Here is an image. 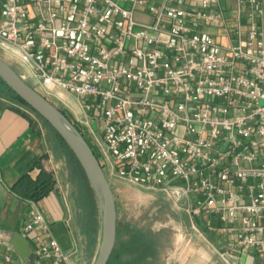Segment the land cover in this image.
<instances>
[{"label":"built area","instance_id":"2783aa9c","mask_svg":"<svg viewBox=\"0 0 264 264\" xmlns=\"http://www.w3.org/2000/svg\"><path fill=\"white\" fill-rule=\"evenodd\" d=\"M0 0V52L59 101L107 178L214 215L221 257L264 261V1ZM222 23L231 42L208 31ZM32 115V113H30ZM34 264H69L37 201ZM0 232V261L16 264Z\"/></svg>","mask_w":264,"mask_h":264},{"label":"crops","instance_id":"0c3cea01","mask_svg":"<svg viewBox=\"0 0 264 264\" xmlns=\"http://www.w3.org/2000/svg\"><path fill=\"white\" fill-rule=\"evenodd\" d=\"M223 7L227 18L248 9V5L239 6L236 0L225 1ZM208 31L223 45L231 42L222 23ZM40 119L34 114L15 110L0 99V232L11 245L16 234L25 237L23 223L29 210L25 187L35 182L44 170L52 175L55 186L38 201L39 208L63 249L73 252L69 264H91L99 239L91 250L87 249V241L79 230L73 205L68 199L67 185L57 176L58 164L62 162L63 166H68L66 157L57 152L55 139L45 121ZM184 222L190 223V227L178 238L176 250H167V264H264L254 252H235L230 263L224 261L220 252L226 240L209 228L220 225L216 216L191 217L187 214ZM25 238L30 242L29 236ZM14 255L16 264H30V258L25 260Z\"/></svg>","mask_w":264,"mask_h":264},{"label":"rangeland","instance_id":"374dc122","mask_svg":"<svg viewBox=\"0 0 264 264\" xmlns=\"http://www.w3.org/2000/svg\"><path fill=\"white\" fill-rule=\"evenodd\" d=\"M0 58L9 63L19 74H24L26 71L11 59L3 55L0 52ZM30 85H34L30 79L26 80ZM0 99L4 103L15 105L20 107L26 113H32L36 118H39L37 114L30 108L21 105L7 96L2 90H0ZM53 101L55 105L68 114V111L61 105L59 101L49 99ZM40 119V118H39ZM41 120V119H40ZM88 140V139H87ZM53 153V151L51 150ZM53 155H55L53 153ZM56 158V156H54ZM57 159V158H56ZM61 161V160H60ZM61 162L60 167H57V176L60 181L65 182L67 185L68 199L72 203L75 215L79 224V230L82 232V226L80 224V215L84 214L77 204V192L78 187L74 186V183L70 180V172L66 164L63 166ZM115 200L117 204L118 214V228H119V241H125L127 239L126 228L136 227L143 229L151 233V236L157 243V257L150 259L152 264H167V250H176V242L182 234L186 233L187 227H190V223L184 222L187 213L182 207L176 205L173 200L168 198L163 192L157 190L144 189L123 180L109 177ZM99 205V204H98ZM99 228H98V246L97 252L94 256L91 264L95 263L97 258L102 235V221L99 208ZM84 236V235H83ZM85 240L86 237L84 236ZM16 259V255H14ZM30 264H34V259L30 257Z\"/></svg>","mask_w":264,"mask_h":264},{"label":"water","instance_id":"95a60500","mask_svg":"<svg viewBox=\"0 0 264 264\" xmlns=\"http://www.w3.org/2000/svg\"><path fill=\"white\" fill-rule=\"evenodd\" d=\"M0 77L59 134L80 163L97 197L101 213V244L94 264H107L113 254L117 239V204L109 179L90 143L61 109L25 81L2 58H0ZM11 243L21 258L25 260L30 258L32 248L30 242L22 234H16Z\"/></svg>","mask_w":264,"mask_h":264},{"label":"trees","instance_id":"16d2710c","mask_svg":"<svg viewBox=\"0 0 264 264\" xmlns=\"http://www.w3.org/2000/svg\"><path fill=\"white\" fill-rule=\"evenodd\" d=\"M0 90H2L14 101L34 111L4 82L1 77ZM9 106L25 114V112L21 110L20 107L12 104ZM62 112L64 113V111ZM64 114L66 115V113ZM37 116L41 118L38 114ZM45 123L48 127V130L50 131V134L55 139V148L57 152L63 154L66 157L68 170L70 172V180L74 183V186L78 187L77 204L81 210L82 208L84 209V214L80 215V224L82 226V232L86 237L87 249L91 250L98 238L99 205L97 197L88 181L84 170L72 151L62 140L59 134L56 133L46 121ZM54 186L55 182L52 175L43 170L35 182H32L27 185V187H25L24 196L27 200L38 202L46 197L54 189ZM126 235L127 239L120 242L119 228L117 229L115 248L107 264H152L150 259L156 258L158 250L157 243L151 236V233H146V231L143 229L136 227L130 228V226H128L126 228Z\"/></svg>","mask_w":264,"mask_h":264}]
</instances>
